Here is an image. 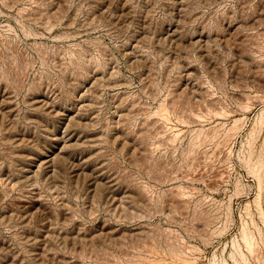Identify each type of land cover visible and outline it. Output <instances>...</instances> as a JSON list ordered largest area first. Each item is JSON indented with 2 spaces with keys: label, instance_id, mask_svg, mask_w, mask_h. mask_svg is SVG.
Instances as JSON below:
<instances>
[{
  "label": "rangeland",
  "instance_id": "1",
  "mask_svg": "<svg viewBox=\"0 0 264 264\" xmlns=\"http://www.w3.org/2000/svg\"><path fill=\"white\" fill-rule=\"evenodd\" d=\"M0 264H264V0H0Z\"/></svg>",
  "mask_w": 264,
  "mask_h": 264
},
{
  "label": "bare ground",
  "instance_id": "2",
  "mask_svg": "<svg viewBox=\"0 0 264 264\" xmlns=\"http://www.w3.org/2000/svg\"><path fill=\"white\" fill-rule=\"evenodd\" d=\"M178 32V31H177ZM198 40V39H197ZM190 72V71H189ZM215 107V106H214ZM72 121V120H71ZM59 139V138H58ZM31 158V157H30ZM52 170V169H51ZM30 177V176H29Z\"/></svg>",
  "mask_w": 264,
  "mask_h": 264
}]
</instances>
